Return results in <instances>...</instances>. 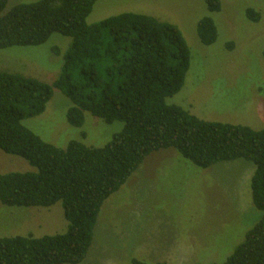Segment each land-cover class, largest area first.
<instances>
[{
	"label": "trees",
	"instance_id": "obj_1",
	"mask_svg": "<svg viewBox=\"0 0 264 264\" xmlns=\"http://www.w3.org/2000/svg\"><path fill=\"white\" fill-rule=\"evenodd\" d=\"M0 0V51L44 45L52 35L70 38L57 78L47 84L0 71V151L32 167L0 172V205L49 208L61 204L66 232L43 236H1L0 264H79L93 240L103 203L145 159L174 150L199 169L244 160L254 167L251 201L261 214L223 264H264V129L203 121L166 100L179 93L190 67V50L173 24L149 15L121 13L88 25L96 0H39L5 10ZM209 13L220 0H205ZM257 22L259 13L246 9ZM204 46L217 39L209 17L197 24ZM54 54L59 51L53 48ZM53 90L71 106L66 122L74 128L84 114L122 130L102 148L71 141L58 148L28 130L23 121L40 116ZM130 264L148 263L131 259Z\"/></svg>",
	"mask_w": 264,
	"mask_h": 264
},
{
	"label": "rangeland",
	"instance_id": "obj_2",
	"mask_svg": "<svg viewBox=\"0 0 264 264\" xmlns=\"http://www.w3.org/2000/svg\"><path fill=\"white\" fill-rule=\"evenodd\" d=\"M39 0H8L5 10ZM209 13L205 0H96L86 23L121 13L145 14L175 25L190 50V67L182 89L166 100L207 122L264 129V0H220ZM246 9L259 20L246 19ZM209 17L217 29L212 45L200 43L196 29ZM71 39L52 35L38 47L0 51L6 70L50 84L60 73ZM53 48L59 53L54 54ZM71 103L53 90L44 112L23 121L41 140L58 148L77 141L102 148L123 124H106L84 114L80 128L65 114ZM24 160L0 151V172L32 171ZM254 167L244 160L199 169L174 150L148 156L126 183L102 205L92 245L79 264L148 263L223 264L260 219L253 206L250 179ZM67 223L60 203L49 208L0 205V237L59 235Z\"/></svg>",
	"mask_w": 264,
	"mask_h": 264
}]
</instances>
